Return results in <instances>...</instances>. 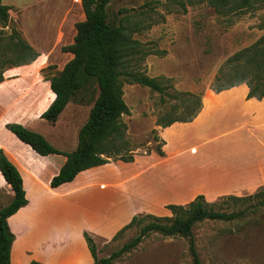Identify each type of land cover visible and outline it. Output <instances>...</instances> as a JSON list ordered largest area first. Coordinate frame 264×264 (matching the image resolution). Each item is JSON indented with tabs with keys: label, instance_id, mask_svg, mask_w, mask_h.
Segmentation results:
<instances>
[{
	"label": "crops",
	"instance_id": "obj_1",
	"mask_svg": "<svg viewBox=\"0 0 264 264\" xmlns=\"http://www.w3.org/2000/svg\"><path fill=\"white\" fill-rule=\"evenodd\" d=\"M38 52L28 64L7 67L0 82V148L18 169L27 198V204L7 218L15 235L11 264H24L32 258L43 264H91L84 232L94 241L108 240L135 214L168 216L171 211L166 205L188 203L198 194L214 201L224 194H246L264 185V97L247 98L248 87L242 83L219 92L206 89L201 108L190 121L157 126L163 154L151 149L135 154L131 162L116 160L94 166L51 187L49 181L65 157L40 155L5 127L8 122L23 124L55 145L59 136L52 129L68 109L76 122L79 105L73 102L54 124L41 118L54 94L49 81L40 75L43 63L39 61L46 56L42 50ZM63 53L66 59L58 70L71 57L69 52ZM76 143L77 136L73 149ZM145 174L149 179L157 177L141 189L144 184L140 186L136 179ZM12 196L0 173V205H6ZM55 214L63 217L53 220ZM47 223L66 225L70 236L63 230L58 236L51 234Z\"/></svg>",
	"mask_w": 264,
	"mask_h": 264
},
{
	"label": "rangeland",
	"instance_id": "obj_2",
	"mask_svg": "<svg viewBox=\"0 0 264 264\" xmlns=\"http://www.w3.org/2000/svg\"><path fill=\"white\" fill-rule=\"evenodd\" d=\"M80 1L1 0L10 6L8 21L6 24L0 22L1 43H5L6 36L16 30L28 43H32L35 50H42L46 57H41L39 61L43 63L40 75L48 80L47 77L56 73L66 59L63 47L72 42L75 23L83 19ZM107 13L110 21L125 23L132 38L140 41L150 52L137 68L157 78L163 86V92H158L137 83L123 85V97L130 112L122 116V121L126 126L125 137L129 148L135 155L149 153L151 149L157 152L158 147L161 149L163 142L157 136L159 125H156V120L184 118L192 113L196 97L188 93L201 96L206 89L227 83L228 76L220 71H227L228 68L224 67L226 59L252 44L263 32L260 24L264 20V0H256L253 9L226 15L216 13L206 2L110 0ZM3 54L0 51V62L10 56L8 51ZM90 103V94L80 92L73 101L74 105H79L76 122L71 119L70 108L53 127L52 132L59 136L55 144L57 148L73 149L71 145L76 138V129L87 117ZM148 174L136 179L140 186L157 177L149 179ZM148 185L140 188L146 189ZM263 187L261 185L253 192L235 196L252 194ZM227 195L234 194H224L208 202H216L215 209L227 212L249 204L221 201ZM51 217L54 220L63 216L55 214ZM150 220L144 217L143 223ZM55 226L47 223L51 234L58 236L63 230L70 236L66 225ZM138 230L139 226L134 224L114 238L95 240L97 257L110 255ZM192 232L203 264H264V207L239 220L204 219L193 225ZM12 234L13 245L15 235ZM16 246L12 247L14 258ZM32 261L39 262L32 258L24 264ZM113 264H192V258L185 238L151 232L135 248L115 259Z\"/></svg>",
	"mask_w": 264,
	"mask_h": 264
},
{
	"label": "trees",
	"instance_id": "obj_3",
	"mask_svg": "<svg viewBox=\"0 0 264 264\" xmlns=\"http://www.w3.org/2000/svg\"><path fill=\"white\" fill-rule=\"evenodd\" d=\"M188 4L206 2L220 15L236 13L255 8L256 0H187ZM110 0H81L83 19L75 23L72 42L63 47L71 54L62 68L47 77L54 94L53 100L41 113V118L54 124L69 102L75 101L80 92L91 96L87 117L77 130V143L70 151L60 150L52 145L41 133L33 131L20 123H6V128L18 139L28 144L40 155L61 154L65 157L59 171L50 179L49 185L57 187L69 182L82 170L99 166L111 160L133 161L134 155L125 137L126 126L122 116L130 110L123 97L124 83H137L158 92L163 86L155 77H150L138 70V64L150 52L140 41L132 38L125 23L110 21L107 5ZM10 6L0 0V22L6 24L9 19ZM259 38L249 46L243 47L229 56L224 67L228 76L227 83L211 87L215 92L239 84L248 87L247 98L264 97V20ZM3 56H10L0 62V82L4 79L7 67L28 64L34 61L39 52L33 48L16 30L9 33L5 43H1ZM2 48V49H1ZM2 55V54H1ZM195 98V108L184 118L174 117L156 120V125L165 127L175 121H190L201 108L200 94L188 93ZM80 103V102H79ZM159 154H163L160 147ZM0 173L13 191L11 200L0 207V264H11V245L13 234L7 218L20 207L27 204L22 177L16 166L7 158L0 148ZM248 202L244 208L229 212L215 209L216 202H208L202 194L196 195L186 204H168L171 216L153 214H136L120 228L113 238L122 230L138 225V232L119 249L106 257H97L93 238L84 232L87 247L93 261L91 264H113L123 253L135 248L151 232L165 236H181L187 240L192 264H203L197 253L192 227L204 219L233 221L257 213L264 207V187L244 196L227 195L221 201ZM254 201V202H253ZM144 217L151 220L143 223ZM28 264H41L32 261Z\"/></svg>",
	"mask_w": 264,
	"mask_h": 264
}]
</instances>
